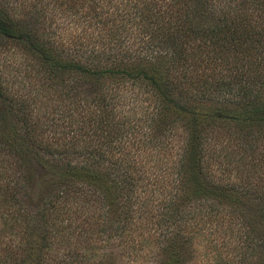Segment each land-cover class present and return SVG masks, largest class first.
I'll return each mask as SVG.
<instances>
[{"label": "trees", "instance_id": "trees-1", "mask_svg": "<svg viewBox=\"0 0 264 264\" xmlns=\"http://www.w3.org/2000/svg\"><path fill=\"white\" fill-rule=\"evenodd\" d=\"M17 1L0 0L5 224L36 228L12 180L35 160L61 172L38 212L52 262L99 231L158 264H264V0ZM77 227L84 251L63 250Z\"/></svg>", "mask_w": 264, "mask_h": 264}, {"label": "rangeland", "instance_id": "rangeland-1", "mask_svg": "<svg viewBox=\"0 0 264 264\" xmlns=\"http://www.w3.org/2000/svg\"><path fill=\"white\" fill-rule=\"evenodd\" d=\"M19 2L21 0H18L16 4L18 5ZM23 4L24 9H26L29 0H25ZM172 159L173 157L169 160L171 161ZM30 167L31 172H29L28 181L22 180L23 178L19 180L20 178L17 174L12 175V180L19 184L18 190L15 191L17 200H21L24 206L33 214L34 227L36 228L32 231L29 227L25 229L23 226L13 225L9 222L5 224L4 219L7 216L2 214V209L0 208V264H158L156 262L157 258H153L152 255V252L155 253L154 246L142 248L135 256L134 252L124 246V243L120 244L113 240L105 242L102 239V232L99 231H93L89 236L91 246L88 248L90 249L88 252L92 253L91 255L85 258L81 257L77 261L63 259V261L59 260V263L50 261L45 251L39 252V246L43 242L41 238L43 234H46V236L55 235L54 237L56 238H59V235L53 230H46L43 233V228L38 224V212L41 209L42 200L45 194L50 191V188L54 192H57L59 187L61 188V172L55 168H49L43 163L39 166L35 160H30ZM69 231L67 234H72L71 240L68 241L70 245L64 244L61 246L65 251L67 248H78V246H73V244L78 243L75 242L76 237L90 234V232L85 233V228L80 227ZM84 248L82 246L81 249H78L84 251ZM197 250L199 249L197 248ZM219 250L225 253V249ZM195 260H198L196 264H214L213 257L210 255L207 258H202L198 255Z\"/></svg>", "mask_w": 264, "mask_h": 264}]
</instances>
